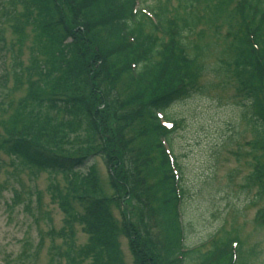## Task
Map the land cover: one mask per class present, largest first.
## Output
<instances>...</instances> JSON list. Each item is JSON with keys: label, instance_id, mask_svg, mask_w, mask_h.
<instances>
[{"label": "trees", "instance_id": "16d2710c", "mask_svg": "<svg viewBox=\"0 0 264 264\" xmlns=\"http://www.w3.org/2000/svg\"><path fill=\"white\" fill-rule=\"evenodd\" d=\"M139 1L153 20L134 9L138 0L8 1L1 17L20 39L29 27L34 44L26 97L0 151L70 179L56 205L69 230L76 223L88 238L74 254L66 245L67 264H123L121 236L134 264H247L242 244L233 253L229 244L236 239L226 234L203 254L183 251L176 193L179 185L184 198L182 173L174 163L181 173L175 181L163 145L173 150L175 129L163 128L156 113L229 86L234 111L250 128L248 144L264 158V0ZM207 39L218 55L204 67ZM15 60L14 72L21 71ZM207 74L216 81L200 84ZM96 158L108 171L109 197L95 177ZM256 168L249 182L264 198V163ZM258 217L262 229L264 207Z\"/></svg>", "mask_w": 264, "mask_h": 264}, {"label": "rangeland", "instance_id": "374dc122", "mask_svg": "<svg viewBox=\"0 0 264 264\" xmlns=\"http://www.w3.org/2000/svg\"><path fill=\"white\" fill-rule=\"evenodd\" d=\"M8 1L0 6V140L26 97L25 68L30 65L34 44V32L29 27L23 26L20 39L12 22L1 17ZM15 7L16 12L21 11L20 6ZM208 43L211 39L206 40L207 50L199 62L204 67L218 55L217 47ZM13 60L21 63V71L14 72ZM215 81L207 74L199 83ZM232 95L229 86L221 91L209 89L206 95L175 103L166 113L181 121L171 145L185 193L181 205L185 245L201 247L198 251L203 254L209 250L211 239L226 234L223 238H235L242 244L247 264H264V228L255 226L264 198L258 200L256 186L249 182V175L264 158L259 149L248 144L250 128L237 117ZM93 166L102 193L111 196L106 167L100 159H95ZM69 185L58 173L30 166L0 151V264H67L63 254L66 245L74 246L73 254L86 245L88 236L82 227L73 223L69 230L56 205L57 192L67 194ZM113 213L118 218L116 209ZM68 233L71 238L65 236ZM118 243L122 263L134 264L127 238L119 237Z\"/></svg>", "mask_w": 264, "mask_h": 264}]
</instances>
